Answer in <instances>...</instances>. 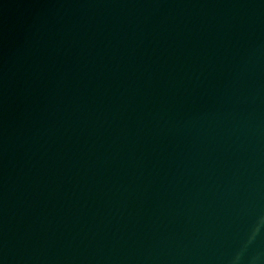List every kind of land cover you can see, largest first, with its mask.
Segmentation results:
<instances>
[{
    "label": "water",
    "instance_id": "95a60500",
    "mask_svg": "<svg viewBox=\"0 0 264 264\" xmlns=\"http://www.w3.org/2000/svg\"><path fill=\"white\" fill-rule=\"evenodd\" d=\"M0 264H264V0H0Z\"/></svg>",
    "mask_w": 264,
    "mask_h": 264
}]
</instances>
